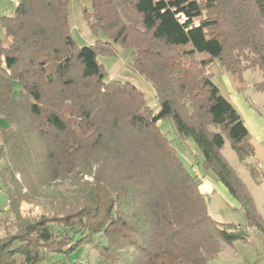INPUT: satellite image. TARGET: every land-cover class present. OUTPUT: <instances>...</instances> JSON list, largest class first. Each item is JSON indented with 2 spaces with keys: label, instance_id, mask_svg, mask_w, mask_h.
<instances>
[{
  "label": "trees",
  "instance_id": "obj_1",
  "mask_svg": "<svg viewBox=\"0 0 264 264\" xmlns=\"http://www.w3.org/2000/svg\"><path fill=\"white\" fill-rule=\"evenodd\" d=\"M17 1L0 38V178L14 216L0 223V264H75L87 245L96 264H211L221 242L264 236L222 154L228 137L246 162L251 134L209 69L241 81L260 70L264 90V0H90L86 17L106 39L86 46L72 35L70 0ZM112 41L152 82L157 113L133 83L106 80L98 55L113 53ZM164 119L200 151L203 177L161 131ZM202 178L228 189L244 223L211 217Z\"/></svg>",
  "mask_w": 264,
  "mask_h": 264
},
{
  "label": "rangeland",
  "instance_id": "obj_2",
  "mask_svg": "<svg viewBox=\"0 0 264 264\" xmlns=\"http://www.w3.org/2000/svg\"><path fill=\"white\" fill-rule=\"evenodd\" d=\"M16 4L11 0H0V38L7 39L5 28L2 24V17L12 15ZM69 23L73 37L80 46L95 44L99 39L105 40L106 34L103 30H94L86 17L85 10L88 13L93 12L92 2L90 0H70ZM114 52L102 53L98 55V60L104 66L107 73L106 80L116 79L129 81L133 83L143 93L147 105L157 113L160 104L156 95V90L150 80L140 74L132 67V50L120 43L111 42ZM209 69L215 73V81L220 85L223 94L229 99L237 102L234 98L237 92L242 97V103L237 102V109L246 121L250 130L251 141L255 147L256 153L246 162H242L238 154L232 149L231 141L225 137L226 142L222 149L227 162L235 169L251 192L259 214L264 216V130L262 134L256 127L254 119L249 111H253L261 116L264 123V90L258 88V84L263 80V72L260 70H247L243 74L241 81L230 73L222 72L218 65L210 66ZM18 91V84H15V92ZM233 92L235 93L233 95ZM255 111V112H254ZM3 119V117H0ZM162 132L166 133L172 141L181 156H183L188 169L193 174H199L203 177L201 162L203 156L194 143L189 140V144L179 140L178 133L172 119H164L159 123ZM5 159L0 157V168L4 165ZM247 163L249 164L247 166ZM19 177V176H18ZM209 182L213 191L206 195V204L209 214L213 219L222 223H244L245 216L239 202L229 193L228 189L215 178H202V184ZM9 187L13 186L9 184ZM8 200L5 188L0 178V223L2 220L14 216L9 214ZM29 204L24 208L28 209ZM264 219V218H263ZM251 242L245 243L237 241L234 245H228L221 242L219 255L211 264H249V261H257L256 264H264V237L254 229L250 231ZM73 256H83L87 258L90 264H96V254L90 249V245L82 247L75 251Z\"/></svg>",
  "mask_w": 264,
  "mask_h": 264
},
{
  "label": "crops",
  "instance_id": "obj_3",
  "mask_svg": "<svg viewBox=\"0 0 264 264\" xmlns=\"http://www.w3.org/2000/svg\"><path fill=\"white\" fill-rule=\"evenodd\" d=\"M235 93L233 92V95H234ZM235 97V99H236V101L237 102H243L242 101V97L239 95V93L237 92V94H235L234 95ZM234 104H235V106L237 107V102L235 103L233 100H231ZM255 112V111H254ZM249 113H250V115H251V117L254 119V121H255V124H256V127H257V129H258V131H259V133L258 134H262L263 133V130H264V123H263V121H262V118H261V116L260 115H258V114H256V113H253V111H249ZM244 119V118H243ZM245 120V119H244ZM245 124H246V121H245ZM247 126V125H246ZM248 128V127H247ZM248 130H249V128H248ZM249 132H250V130H249ZM189 140H187V141H185V143H187V144H189ZM200 189H201V191H202V193H204V194H209V193H211L212 191H213V187H211V185L209 184V182H207V183H204V184H202L201 183V186H200ZM257 207V206H256ZM258 209V208H257ZM261 215V214H260ZM262 218H264V216L262 217ZM250 230H253V229H250ZM264 237V236H263ZM249 243L251 242V240H250V237H249V241H248ZM247 242V243H248ZM248 263L249 264H256L257 263V261H254V259H253V261H249L248 260Z\"/></svg>",
  "mask_w": 264,
  "mask_h": 264
},
{
  "label": "built area",
  "instance_id": "obj_4",
  "mask_svg": "<svg viewBox=\"0 0 264 264\" xmlns=\"http://www.w3.org/2000/svg\"><path fill=\"white\" fill-rule=\"evenodd\" d=\"M11 1L15 2L16 5L18 4V1H17V0H11ZM75 264H90V263H89V261L87 260V258L82 257V258H80L79 260H77V261L75 262Z\"/></svg>",
  "mask_w": 264,
  "mask_h": 264
}]
</instances>
